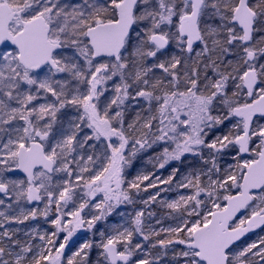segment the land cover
Wrapping results in <instances>:
<instances>
[{"label": "snow or ice", "instance_id": "6c2138e0", "mask_svg": "<svg viewBox=\"0 0 264 264\" xmlns=\"http://www.w3.org/2000/svg\"><path fill=\"white\" fill-rule=\"evenodd\" d=\"M148 150L168 176L127 179ZM174 180L188 193L161 199ZM154 203L173 225L146 224ZM38 217L52 230L9 227ZM261 227L264 0H0V264H264V236L237 245Z\"/></svg>", "mask_w": 264, "mask_h": 264}, {"label": "trees", "instance_id": "16d2710c", "mask_svg": "<svg viewBox=\"0 0 264 264\" xmlns=\"http://www.w3.org/2000/svg\"><path fill=\"white\" fill-rule=\"evenodd\" d=\"M219 133V132H218ZM158 151V150H157ZM157 152L153 151V150H148L147 152H142L140 154H138L137 157L133 158L132 164L131 166H129L128 168H126L125 173L127 176V179L131 180L133 178H135L136 175L139 174H144V173H152L155 172L157 175L161 176V178H166L171 170V168L175 165L176 162H172V164H169L165 167V169H158V167H154L155 164V160L154 157L156 156ZM221 167H225L228 166L230 164H233L234 161L232 160L231 156H226L224 157L223 160H221ZM182 169H186L188 171H191V169L189 168L188 164H184L181 165ZM182 179V177L177 174V180ZM148 183V182H145ZM175 183L176 180L173 181V187L175 188ZM171 186V187H172ZM161 188H168L170 187L169 185H161ZM177 191L180 192L179 189L176 188ZM135 191V190H133ZM157 189L154 188H150L148 190V192H142L140 194L139 197H136L137 199V203L132 204V205H121L119 209H117L115 212L112 213V215L107 216L105 219L97 221L98 225L100 226V228L106 230V231H114L117 228H121V221L125 222L124 227H128L130 225V218L135 211H138L141 209V207L144 209L146 206L140 202L141 197L143 198H147L148 195L151 192H156ZM178 192V193H179ZM174 193L171 191L168 192H162L161 193V199L163 200H167V201H171L172 199H174ZM178 195V194H177ZM99 199V198H98ZM148 211H152L155 213V215L151 218L146 219V224L156 228V229H160L162 227H168L170 225H173L175 223V221L171 218L168 217V212L169 210L166 207L161 206L160 204H152L151 208L148 209ZM128 213V219L126 221H124V217L122 216L123 214ZM95 214V212H94ZM157 220L161 221L160 223H157ZM23 225H20V227H22ZM13 227H17V226H13ZM109 229V230H108ZM163 235H161V237H156L155 239H160L163 238ZM136 242H140L144 245L145 249H149V242L147 241H143L142 238L137 234L133 236V243ZM153 254H155V252L157 250H151ZM143 255V251H141V253L138 255H134L132 257V260L135 261L138 258H140V256ZM97 259V255H93V257L91 258V260L94 262Z\"/></svg>", "mask_w": 264, "mask_h": 264}, {"label": "rangeland", "instance_id": "374dc122", "mask_svg": "<svg viewBox=\"0 0 264 264\" xmlns=\"http://www.w3.org/2000/svg\"><path fill=\"white\" fill-rule=\"evenodd\" d=\"M215 131H217V133L219 132V130H215ZM179 190H180V192L177 191L176 188H174L172 186L171 192H173L175 194L174 195L175 198L172 199V200L178 199L180 194H186L189 191L188 189H179ZM151 193H155V192H151ZM22 207H23V209L25 211H27V210H29V209L32 208V206H30L29 204H22ZM42 207H43V205H40V208H42ZM69 207H71V205ZM141 209H143V208L141 207ZM94 212H95V209H92L91 213L89 212V209H85L84 210V213H82L81 215L87 216V218L90 219L91 218V215L94 214ZM122 216L124 217V221H126L128 219V216L129 215H128V213H125ZM51 218L52 217L50 216L49 219H51ZM124 225H125V222H122L121 221V226L124 227ZM13 226L14 225H9V227H13ZM19 226H17V227H19ZM26 227L29 230H31L33 227H35L40 232H43L45 230H48V231H51L52 230L51 225L49 223H45V221L43 220L42 217H38L35 220L29 219L28 221H26V224L23 225L20 228L23 230ZM101 231H104L106 234H109V235H111V234L114 233V231H106V230L100 228V226L98 225V222H96V224L94 225V227L92 229H90V230L87 229V225H85L83 228L77 230L76 233L73 235V237L69 240V242H68V244H67V246L65 248L66 255H71L72 252H74V251H76L78 249V247H79L80 244H82V243H84L86 241H92L94 245L96 243H99L100 242V239H101L99 233ZM64 235H65L64 233H61V237H63ZM18 236L22 240H26L27 239V237L24 236V232L23 231H21L20 233H18ZM258 239H259V237L255 238V239H249V240H247L245 242L251 243V242L256 241ZM99 251H100V249H97V248L93 247V249L91 250V253H90V259L93 257V255H95V254L97 255V253ZM162 264H164L163 261H162Z\"/></svg>", "mask_w": 264, "mask_h": 264}, {"label": "water", "instance_id": "95a60500", "mask_svg": "<svg viewBox=\"0 0 264 264\" xmlns=\"http://www.w3.org/2000/svg\"><path fill=\"white\" fill-rule=\"evenodd\" d=\"M31 205H32V206H36V205H34V204H31ZM244 214H245V212L242 211L241 213L238 214V217L241 218V217H243ZM263 229H264V227L257 228V229H255L254 231L245 234V236H243V237L241 238L240 241H237V245H239V243H242L245 239L254 236V234L259 233V232L262 231Z\"/></svg>", "mask_w": 264, "mask_h": 264}, {"label": "flooded vegetation", "instance_id": "af4514ba", "mask_svg": "<svg viewBox=\"0 0 264 264\" xmlns=\"http://www.w3.org/2000/svg\"><path fill=\"white\" fill-rule=\"evenodd\" d=\"M260 236H264V229L249 239H255V238L260 237ZM249 239H247V240H249ZM247 240H244V242ZM244 242L240 243L239 245H242Z\"/></svg>", "mask_w": 264, "mask_h": 264}]
</instances>
